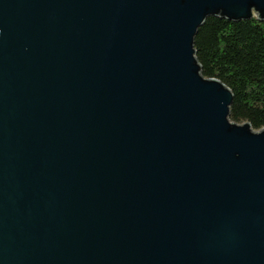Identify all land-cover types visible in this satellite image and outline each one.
Here are the masks:
<instances>
[{"label": "water", "instance_id": "obj_1", "mask_svg": "<svg viewBox=\"0 0 264 264\" xmlns=\"http://www.w3.org/2000/svg\"><path fill=\"white\" fill-rule=\"evenodd\" d=\"M264 0H0V264H264V127L195 37Z\"/></svg>", "mask_w": 264, "mask_h": 264}, {"label": "trees", "instance_id": "obj_2", "mask_svg": "<svg viewBox=\"0 0 264 264\" xmlns=\"http://www.w3.org/2000/svg\"><path fill=\"white\" fill-rule=\"evenodd\" d=\"M203 74L222 80L233 91L231 120L264 127V21H231L212 16L195 37Z\"/></svg>", "mask_w": 264, "mask_h": 264}, {"label": "rangeland", "instance_id": "obj_3", "mask_svg": "<svg viewBox=\"0 0 264 264\" xmlns=\"http://www.w3.org/2000/svg\"><path fill=\"white\" fill-rule=\"evenodd\" d=\"M239 123H243V122H239Z\"/></svg>", "mask_w": 264, "mask_h": 264}]
</instances>
